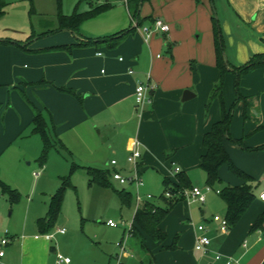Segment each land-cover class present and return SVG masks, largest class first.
I'll list each match as a JSON object with an SVG mask.
<instances>
[{
  "label": "crops",
  "instance_id": "1",
  "mask_svg": "<svg viewBox=\"0 0 264 264\" xmlns=\"http://www.w3.org/2000/svg\"><path fill=\"white\" fill-rule=\"evenodd\" d=\"M150 1L152 9L140 8L141 24L132 16L125 0L127 15L123 11L113 14L110 10L108 17L101 21L97 34L85 38L74 32L44 40L40 37L28 43L9 36L0 38V87L16 89L19 84H24L27 93L41 107L37 109L50 114V119L59 126L58 130L84 132V139H91L93 124L100 127L99 134L102 128H107L110 130L107 141L111 143V150L114 148L116 152L123 149L128 154L134 137L138 138L142 142L141 176L149 165L165 167L160 164L163 157L170 160L171 171L176 176L174 181L165 179L173 184L178 181L175 167H179L190 180L193 172L201 169L200 159L206 153L203 136L221 117L216 106L204 116L205 103L220 78L216 66L214 19L221 28L229 72H233V67H242L255 55L264 53V0ZM141 2L142 6L144 1ZM158 19L169 26L168 32L156 31L155 21ZM146 27L152 32L148 42L144 32ZM133 28L132 35L130 30ZM122 31L129 32L113 48L98 42ZM89 40L95 43L94 47L88 44ZM71 45L77 47L71 48ZM60 46L70 49H61ZM245 76H248L247 88L242 94L246 99L253 97L256 101L252 105V102L248 103V108L244 103H238L235 109L234 119L243 124V132L231 136L233 126L230 127V136L242 140L243 147L233 144L229 138L225 139L224 145L233 163L253 178L248 183L252 185L255 200L239 223L226 233L220 231L213 216H202L200 225H206L205 235L211 240L208 253L195 249L199 225L188 223L192 231L180 239L167 231L168 217L160 225L167 234L165 241L147 239L150 254L143 252L137 256L127 249L121 258L118 253L115 258L104 253L82 232L70 231L66 227L71 225L69 220L59 219L58 228L45 235L30 234L34 229L28 226L22 237L8 232L9 243L2 246L4 237L0 240V252H5L0 257V264H67L58 262L57 254L71 258L70 264H264V223L261 228L252 230L264 212V201L260 199L264 190V69ZM148 77L154 86L153 104L140 114L136 108V87L139 81L145 82ZM228 77L231 81L227 92L231 90L232 82V77ZM58 88L70 89L72 93ZM186 90L194 97L183 102ZM253 107L260 111L258 118L250 113ZM29 112L26 110L25 122L32 125L35 113L31 115ZM102 146L107 148V142ZM118 162L117 169L124 174L131 172L127 162L125 165ZM109 163L101 169L112 171ZM232 174L227 166L220 171L222 180L226 178L234 184L230 186L247 183ZM50 198L51 195L48 196V206ZM183 202L177 203L170 213ZM200 204L205 205L206 200ZM32 211L35 229L40 231L37 221L48 211L41 206H34ZM223 213L225 217L226 208ZM186 221H191L189 215ZM61 228L67 232L59 233ZM47 235L52 238L48 239ZM173 244H176L175 248H169ZM217 254L221 255L219 260Z\"/></svg>",
  "mask_w": 264,
  "mask_h": 264
},
{
  "label": "rangeland",
  "instance_id": "2",
  "mask_svg": "<svg viewBox=\"0 0 264 264\" xmlns=\"http://www.w3.org/2000/svg\"><path fill=\"white\" fill-rule=\"evenodd\" d=\"M78 4L79 13L110 4V10L113 11V14H119L123 11L127 15L125 0H101L100 3L98 0H64L63 15L71 16ZM0 5V8L5 11L0 17V38L9 36L28 43L40 37L44 40L55 35L72 33L60 25L57 0H0ZM152 5V1L144 0L141 9H152ZM109 11L82 23L76 34L81 38L97 34L100 24L108 17ZM146 28L150 29L149 27ZM131 33L133 35L134 31ZM94 38L97 39V37ZM96 39H92V41ZM90 45L94 47L95 43H90ZM73 46L76 45L70 47ZM106 49L109 48L106 47ZM160 54L166 56L165 52ZM228 75L232 77V82L231 90L227 92L229 81H231ZM223 77L225 103L229 108L235 104V112L238 107L235 89L236 74L228 71ZM247 77L243 75L240 79L239 89L243 97H245L242 94L243 89L247 88L245 85V81L248 80ZM220 78L215 84L219 82ZM25 89L24 84H19L16 89H10L8 86L0 87V180L19 193V201L13 204L9 198L10 194L4 192L0 187V240L6 235L10 236V234H17L21 237L26 235L27 226L34 229L30 234H41L37 228L35 229L36 223L31 208L41 206L47 212L48 196L55 194L61 188L63 180L68 179L69 184L66 186L60 219L69 220L71 225L66 227L70 231L82 232L93 240L104 253L115 258L117 253L121 254L117 244L122 239H127L128 232L126 229L134 224L135 211L139 206L136 197L139 195L141 203H143L147 200V195H152L151 202L157 205L163 204L161 195L165 191V177L171 181H174L176 177L171 171L170 160L162 157L160 164H164L165 167L149 165L143 171V186L140 188H137L134 183L123 187L114 183V189L90 184L88 168L105 169L107 163L112 159H116L125 165L128 156L135 149L138 138L134 137L128 154L123 152V149L116 152L114 148L111 150V143L107 141L110 135V130L107 128H102V133L99 134L100 127L96 128L93 124V128H91L93 134H90L93 138L84 139V132L80 134L76 130L74 132L64 131L66 129L58 130L59 126L54 124L46 111L42 110L48 120V127L53 140L47 156L42 158L43 139L39 134L33 132L31 124L25 122L26 110L30 111L29 113L32 115L35 113V108L41 107L36 104ZM255 101L253 97H249V99L245 97L239 104L247 103L248 108V103L252 102V105ZM209 103L210 96H208L204 106V116L209 115L215 106L218 107L220 113L221 108L218 100ZM250 113L258 118L260 111L253 107ZM232 126L231 136L243 132V124L241 122L236 123L234 118ZM231 136L230 140L234 144L236 139ZM139 141L142 144L141 140ZM105 142H107V148L102 146V143ZM70 146L73 148L70 149ZM140 163L142 165V161ZM128 168L133 169V166L129 165ZM232 175L234 178H238V176ZM191 181L194 187H199L204 192L206 204L202 205L185 198L182 199L184 204L167 216V231L170 235L180 237V239L192 231V228L188 227V223L198 226L202 222L203 215L205 217L223 216L226 204L216 191L227 185H234L228 179L223 178L222 183L213 188L209 187L206 184L205 173L199 168L193 172ZM234 181L237 182V180L232 182ZM123 188L133 195L130 206H123L116 192ZM188 215L191 217V221H186ZM110 220L118 224V227L111 228L107 224ZM58 226L57 222L51 232L55 231ZM6 232L10 234H6ZM146 241L148 243L149 240ZM127 249L128 251L132 250L137 256L143 254L138 239L133 237L129 239Z\"/></svg>",
  "mask_w": 264,
  "mask_h": 264
},
{
  "label": "trees",
  "instance_id": "3",
  "mask_svg": "<svg viewBox=\"0 0 264 264\" xmlns=\"http://www.w3.org/2000/svg\"><path fill=\"white\" fill-rule=\"evenodd\" d=\"M58 1V11H59V21L62 28H67L74 33L79 31V27L82 23L94 19L102 13L110 10L111 5L107 4L105 6H100L97 9H92L85 13H79L77 5L75 11L71 16H65L62 13V5L64 0ZM141 1L144 0H127L128 7L132 16L138 20L141 24L140 18V8ZM1 7V5H0ZM5 13L4 9L0 8V17ZM131 29L130 31H134ZM129 31H122L118 34L99 39L98 42L107 43L110 48L117 46L126 33ZM214 32H215V45L217 62L216 66L221 72V78L219 82L214 86L210 95V103L218 100L220 102L221 117L218 122H216L212 129L203 136V146L206 149V153L200 159V168L206 175V184L209 187H214L217 184L222 183V178L220 176V171L222 167L227 166L231 173L247 181L246 184L242 186H230L227 185L219 191V196L226 204V214L225 217L228 220L229 228L237 225L243 216L250 209L255 200V195L253 194L252 185L249 184L253 181V178L246 174L244 171L239 169L232 161L224 141L226 138H230V127L234 118V108L235 104L230 108L227 107L224 100V74L230 69L229 63L226 59L225 48L223 37L221 33V28L218 20L214 19ZM92 43L91 40L88 44ZM61 49H70L68 46H60ZM264 69V53L257 54L250 59V61L242 67H233L232 71L236 74L235 89L237 94L238 103L244 100V97L240 93V79L243 75L249 74L252 71ZM62 92H71L67 88H58ZM237 104V103H236ZM245 108H247V103H244ZM209 107V105H208ZM48 114V113H47ZM50 115V114H49ZM33 132L39 134L44 142V149L42 153V158H45L49 152L52 145V135L48 127V120L44 113L37 108H35V117L32 122ZM239 146L243 147L242 140H234ZM264 148V146L262 147ZM88 175L90 177V184H97L103 188L114 189V183L111 179V171L99 168H88ZM178 181L173 184L168 180H164L165 191L161 195L163 204L157 205L146 200L141 203L134 215V224L131 229V237L138 239L141 245L142 251L150 254L147 246L146 240L150 239L154 242H162L167 238V234L160 228L161 223L168 216L174 206L182 201L183 198L176 197L175 199H167L165 197V192L171 190L174 194H177L179 190L182 189H192L194 186L190 178L185 174L180 172L177 174ZM249 182V183H248ZM69 184L68 179H64L61 188L51 196L47 215L43 218L38 219L37 224L40 229L41 234L45 235L51 232L55 227L58 220L61 217L62 205L64 201V195L66 186ZM0 187L4 192L10 194L9 198L11 203H16L19 201V193L16 190H12L7 184L0 180ZM116 191V190H115ZM121 199L123 206H130L133 200V195L130 191L125 188L116 191ZM264 223V212L258 217L252 226V230L259 229ZM176 244H173L169 248H175Z\"/></svg>",
  "mask_w": 264,
  "mask_h": 264
},
{
  "label": "built area",
  "instance_id": "4",
  "mask_svg": "<svg viewBox=\"0 0 264 264\" xmlns=\"http://www.w3.org/2000/svg\"><path fill=\"white\" fill-rule=\"evenodd\" d=\"M155 27H156V31H160L161 33H166L169 31V26L160 19L155 21ZM144 32L146 33V41L148 42L152 32L148 28H145ZM98 55L100 56L101 53H98ZM130 73H133V71H130ZM153 91H154V86L151 85L150 83V77H148V80L145 82L143 81L138 82L136 87V108L140 114H143L146 111V109L153 104ZM140 147H141L140 142L136 140L135 149L127 158V163L133 166V169L131 170V172H129V174H124L121 170L117 169L119 167V162L117 160L110 161L109 165L113 168V170L111 171V176H112L111 179L113 182L119 184L122 187L132 183L136 184L137 188L143 186L141 171L139 169L140 162L142 160V152ZM174 171L176 174H179L181 172V169L179 167H175ZM217 193H219V191H217ZM165 197L169 200L175 199L176 197L183 199L188 198V200H193L199 203H205L206 200V196L204 192L199 187H193L192 189H182L179 190L177 194H174L171 190H167L165 192ZM136 199H137V203L140 205L142 202L141 197L138 195ZM152 199H153L152 195H147V200H152ZM260 199L264 201V190L260 194ZM213 221L219 225V229L221 232L223 233L228 232L229 224L226 217L215 215L213 217ZM107 224L113 228L118 227V224H116L111 220L108 221ZM131 229L132 226L129 227V229L128 228L126 229V231L128 232L127 239L126 240L122 239V241L117 244L121 250L120 258L121 256H124V254L127 252V242L131 238ZM206 230L207 227L205 224H201L198 226L199 235L196 238L195 249L203 253H208L210 251V245H211L210 238L205 235ZM58 231L61 234H65L67 232L65 228H61ZM6 234H8V232H6ZM46 237L50 239L52 238V235H47ZM8 243H9L8 237H4L1 240L2 246H6ZM4 255L5 252L1 251L0 257H3ZM220 258L221 255L217 254L216 259L219 260ZM57 261L70 264L71 258L65 257L62 254H57Z\"/></svg>",
  "mask_w": 264,
  "mask_h": 264
},
{
  "label": "water",
  "instance_id": "5",
  "mask_svg": "<svg viewBox=\"0 0 264 264\" xmlns=\"http://www.w3.org/2000/svg\"><path fill=\"white\" fill-rule=\"evenodd\" d=\"M194 97V94L189 91V90H186L183 94V97H182V101L183 102H186V101H189L190 99H192Z\"/></svg>",
  "mask_w": 264,
  "mask_h": 264
}]
</instances>
